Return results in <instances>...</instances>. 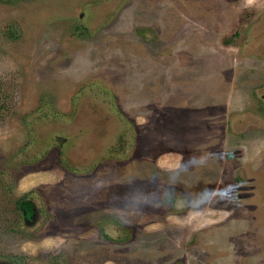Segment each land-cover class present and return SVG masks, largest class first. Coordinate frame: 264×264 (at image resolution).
I'll use <instances>...</instances> for the list:
<instances>
[{"label": "rangeland", "instance_id": "1", "mask_svg": "<svg viewBox=\"0 0 264 264\" xmlns=\"http://www.w3.org/2000/svg\"><path fill=\"white\" fill-rule=\"evenodd\" d=\"M0 264H264V0H0Z\"/></svg>", "mask_w": 264, "mask_h": 264}, {"label": "crops", "instance_id": "2", "mask_svg": "<svg viewBox=\"0 0 264 264\" xmlns=\"http://www.w3.org/2000/svg\"><path fill=\"white\" fill-rule=\"evenodd\" d=\"M94 103L101 104L98 99H96ZM100 107L101 108L99 110H95L94 107L83 109L78 116L76 115L77 117H75V120L73 118L70 119V121H74L72 122L73 128L76 127L77 129H90L88 131L86 130L89 136L85 134L84 137L81 136L80 141H76L75 133L71 132L70 129H68L67 133H60L63 137H59L61 139V142H59L58 140V146L62 149L64 156L63 160L66 161L65 155L67 157V160H69L67 153H71V155L76 158V163L74 164L73 169L77 171H80V169H82L83 167L89 168L93 165L94 169L98 168V166L103 163V161H105L106 159H116L118 158V156L116 155H120L123 152L121 151L122 149H119L118 153H116L115 149L113 147H110V144L108 146L106 145L108 144V141H111L108 139L113 140V136L115 134L113 130L118 125L114 122V116L107 111V108H104V105L102 104L100 105ZM88 111H91V116H89V114H86ZM99 112L104 116H101ZM86 117H89L91 120V122H89L90 124L88 125H85V123L80 122ZM64 126L65 123H63V127ZM96 132H98L97 138L95 137ZM68 144L70 145V147L68 150H66L65 146ZM170 144L167 142V145L170 146ZM100 156H103L102 158L104 160H96ZM64 169L70 170L71 168L68 167V165H64ZM71 170L67 171V173L76 174V172Z\"/></svg>", "mask_w": 264, "mask_h": 264}, {"label": "flooded vegetation", "instance_id": "3", "mask_svg": "<svg viewBox=\"0 0 264 264\" xmlns=\"http://www.w3.org/2000/svg\"><path fill=\"white\" fill-rule=\"evenodd\" d=\"M81 123H85V125L90 124L89 122H91L89 117H86L84 120L80 121Z\"/></svg>", "mask_w": 264, "mask_h": 264}]
</instances>
